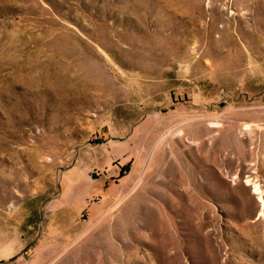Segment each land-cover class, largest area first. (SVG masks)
Returning <instances> with one entry per match:
<instances>
[{"label": "rangeland", "instance_id": "1", "mask_svg": "<svg viewBox=\"0 0 264 264\" xmlns=\"http://www.w3.org/2000/svg\"><path fill=\"white\" fill-rule=\"evenodd\" d=\"M0 264H264V0H0Z\"/></svg>", "mask_w": 264, "mask_h": 264}]
</instances>
